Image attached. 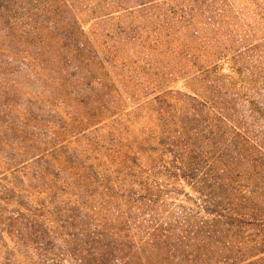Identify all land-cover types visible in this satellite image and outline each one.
<instances>
[{"label":"rangeland","instance_id":"rangeland-1","mask_svg":"<svg viewBox=\"0 0 264 264\" xmlns=\"http://www.w3.org/2000/svg\"><path fill=\"white\" fill-rule=\"evenodd\" d=\"M92 35L126 38V44L116 45L117 61L111 65L119 72L125 61L122 115L125 128L127 122L133 123L127 132L130 137L160 138L155 98L169 92L167 104L176 117L185 119L194 109L198 117L189 128L204 129L208 124L215 143L205 157L214 162L203 176L198 166L174 174L173 167L165 166V157L147 151L133 169L121 167V172L135 175L147 189L128 188L135 195L124 198L121 185L120 216L112 210L106 216L108 229L119 225V238L108 233L104 240L118 249V263L108 264H124L119 261L123 255L130 257L125 264H141L139 255H148L142 244L147 240L137 237H143L150 226L148 219L155 220V214L161 223L187 217L190 226L201 228L199 236L205 242H200L194 258L188 252L192 262L183 264H264V0H0V264H81L77 260L83 239L79 232L100 231L93 227L92 213L81 209L75 210L81 216L75 222L81 231L43 224L47 233L43 243V237L35 234L38 229L19 226L14 220L13 201L19 195L10 186V153L1 143L13 135L8 136L5 129L12 118L23 122L24 117L38 116L43 128H49L48 120L60 133L62 121L68 128L75 127L66 114L86 113L85 105L73 96L77 86L73 91H68L67 83L54 87L50 77L58 72L73 75L72 58L68 57V67H61L58 60L69 55L75 42H91ZM140 37L148 43L152 38L159 40L149 57L140 54ZM67 91L71 95H65ZM84 94L85 102L88 93ZM194 94L205 96L207 104L200 97L192 100ZM218 114L227 121H217ZM88 130L83 126L74 132L85 136ZM60 137L70 141L68 148L84 155L81 137ZM150 140L151 147L145 149H157ZM195 142L203 145L201 140ZM128 199L141 200L139 209L126 206ZM227 204L251 215L235 217ZM127 234L135 237L125 238ZM68 250H76V256H69ZM168 259L160 264L182 263Z\"/></svg>","mask_w":264,"mask_h":264},{"label":"trees","instance_id":"trees-1","mask_svg":"<svg viewBox=\"0 0 264 264\" xmlns=\"http://www.w3.org/2000/svg\"><path fill=\"white\" fill-rule=\"evenodd\" d=\"M141 33L145 35L147 32L142 30ZM147 39H149L148 36ZM64 40L66 39L64 38ZM150 40L151 42L148 43L146 39L142 40L140 37V42H143L140 48L143 52L140 54L147 55V57L160 45L159 40L155 38ZM90 41L89 43L88 41L75 42V45L67 51L69 55L59 58L58 62L61 67H68L70 64L68 57L72 58L75 62L71 66L74 70L73 75H63L58 72L54 78L50 77V82L54 87L67 83L68 91L71 89L73 91L77 86L73 96L77 98L78 104L85 105L86 113L78 115L75 112L73 114L68 112L66 114V119L71 120L75 125L73 127L70 124L73 130L71 132L75 137H71L70 127L68 128L64 121L60 122V127H62L60 133L49 125L50 121L48 120H46V124L49 128H43L40 118L34 116L31 120L28 117L22 118L23 122L13 118L7 122L5 127L9 130L7 135L12 133L13 135L1 143L10 153V175H12L10 186L19 195L13 201L14 207L17 208L14 214L15 222L32 231L38 229L37 233H34L39 238L43 237L41 239L43 243L47 236L45 229L42 228L43 224L55 225L64 231L76 229L81 231V227L75 225V222L81 221V216L76 215L75 210L81 209L84 212H90L94 219V229L99 228L100 231L79 232L83 239L77 260L83 261L81 264H108L110 261L118 263V249L110 247V243L104 241L108 233H111L110 237L119 238V225L117 229H108L107 227L109 222L106 219L107 212L112 210L113 213H117L119 218L121 185L124 198L135 195L127 192L128 188L141 186L137 192L147 189L144 184L137 182L135 175L121 172V167L124 165L125 171L133 169L137 158L141 156L142 152L147 151L159 153L162 158L165 157L167 159L164 161L165 166L173 167L174 174H183L188 168L198 166L200 171L202 169L201 175L203 176L206 175L204 173L206 169H209V166L214 162L213 158L205 157L209 153L208 149L212 150L215 143L212 135L213 128L208 124L204 129L198 128L199 126L189 128L190 123L198 117L194 109L190 110L185 119L181 116L176 117L175 111L167 104L168 95L171 97L169 92L162 93L155 98L154 113L157 116V122L161 123L157 125L156 134L160 138L153 141L130 137L127 132L129 128L134 127L133 123L127 122L128 129L125 128L122 115L125 61L121 63L119 72H116L111 65L112 60L117 61L113 55L117 51L116 45L126 44V38L92 35ZM108 68H112V71H109ZM145 75L143 74V76ZM68 91L65 92V95H71ZM83 92L88 93L85 102L82 97L86 94ZM106 95L107 99H105ZM111 96L116 99H112ZM197 97L207 104V98L201 94H194L190 98L195 100ZM58 99L62 103V95H59ZM135 103L136 108L140 107L138 105L141 103ZM105 112H108V115ZM216 120L227 121L221 114L216 115ZM13 125L19 126V128ZM83 126H88L90 134L83 136V134L74 132L75 129H80ZM232 127L234 130L236 129L234 125ZM134 130L136 131V129ZM190 133L194 134L189 137ZM62 134H69V138L73 140L81 137L84 146L82 153L85 157L78 153L74 147L68 148L71 143L61 139ZM149 140L155 143L157 149H145L151 147L148 144ZM199 140L203 145L195 142ZM200 162H202V168ZM175 177L176 175H173V178ZM23 182L28 185L23 186ZM207 188L209 189L208 186ZM22 198L26 199L27 203L22 201ZM216 199L221 200V197H216ZM140 201L136 203L135 200L128 199L125 201V205L139 209ZM147 202L154 203L150 199ZM225 207L229 213H233L235 217L241 219L251 215V212L248 214L236 212L231 204H227ZM98 213L103 215L99 216ZM154 219H148L147 222L150 223V226L144 231L143 237H137L147 240L146 243H142V240L136 241L138 244L146 245L145 247L148 249V255L145 252L139 255V262L141 264H160L167 262L168 258L180 260L182 262L180 264L192 262L189 260V256L192 258L197 256L201 249L200 242H205L204 239L201 241L199 236L201 228L190 226L187 217L161 223V217L157 218L155 214ZM175 223L178 224L173 227ZM129 235L131 238L135 237L133 234H127L124 237L127 238ZM191 241L194 244L187 243ZM69 252V256H76V250ZM188 252L191 253L189 256H187ZM83 255L86 258L93 257V259L91 261L83 259ZM119 259L125 264L129 262L130 257L123 255Z\"/></svg>","mask_w":264,"mask_h":264}]
</instances>
